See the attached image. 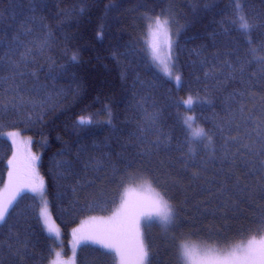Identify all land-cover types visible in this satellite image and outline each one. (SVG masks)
<instances>
[{"label": "trees", "instance_id": "obj_1", "mask_svg": "<svg viewBox=\"0 0 264 264\" xmlns=\"http://www.w3.org/2000/svg\"><path fill=\"white\" fill-rule=\"evenodd\" d=\"M235 3L0 0V200L13 194L7 134L17 132L40 152L62 235L55 261L39 201L21 187L0 224V264H62L71 233L116 226L100 222L117 216L136 180L174 213L164 230L140 224L149 264H183L185 241L226 249L264 239V0H239L248 35ZM157 17L168 21L171 78L151 55ZM167 54L165 43L162 61ZM136 238L130 231L129 245ZM74 264L117 262L85 243Z\"/></svg>", "mask_w": 264, "mask_h": 264}, {"label": "snow or ice", "instance_id": "obj_2", "mask_svg": "<svg viewBox=\"0 0 264 264\" xmlns=\"http://www.w3.org/2000/svg\"><path fill=\"white\" fill-rule=\"evenodd\" d=\"M235 8L236 15L239 20V29L244 35H248L253 28V25L243 14L239 0H236ZM154 25L155 28H153L152 24H149L151 35L156 37L163 33L165 36V43L168 47L167 62L161 60L160 49L155 40L150 45L151 55L154 62L164 64V73L171 78L173 75V65L171 63L172 41L168 35V21L167 19L161 20L157 17L154 21ZM73 59H75V57H73ZM260 63L264 64V58L260 60ZM175 80L177 84H179L181 77L176 75ZM186 104L191 106V97L188 98ZM189 119H191V117ZM80 123L83 124L85 121L81 120ZM196 135L203 136V130L198 132ZM229 139L235 140L236 137H229ZM262 163H264V161H262ZM9 186L12 189L13 194L4 200H0V224L6 223L10 206L13 200H15L16 194L19 192L21 187L25 186V184L21 177L15 175L13 172H9ZM27 186H30L33 192L42 191L43 182L40 181L37 184L34 180H32L28 182ZM41 216L44 218L45 224L48 225V232H57V230L48 223V212L46 208L41 212ZM153 216L157 217L158 222L165 228L173 222L174 213L163 197L158 196L157 199L152 200L148 205H140L136 209H129L127 203H125L122 205V211L118 213L117 216H114L112 220L100 222L101 224H115L116 226L99 229L94 234H91L86 238L92 239L93 242L99 243L104 248H107L109 251L115 253V255L119 258L120 264H149V249L143 239L140 238L139 229L141 219L151 221ZM130 231H134L137 237L133 245H129L127 241ZM57 256H59V253H57ZM180 257L184 261V264H264V239L257 241L253 238L249 241L247 247L238 249V251L234 252L231 257L223 260L202 259L196 246L182 244L180 246Z\"/></svg>", "mask_w": 264, "mask_h": 264}, {"label": "rangeland", "instance_id": "obj_3", "mask_svg": "<svg viewBox=\"0 0 264 264\" xmlns=\"http://www.w3.org/2000/svg\"><path fill=\"white\" fill-rule=\"evenodd\" d=\"M154 40L158 44L160 49V56H162L163 50L165 49L164 38L162 36H158L155 37ZM7 138L9 139L12 146V156L9 161V169L10 172H13L15 175H18L19 177L22 178L25 184V186H23L22 188L31 189L30 186H27V184L29 181L32 180H34L37 184L40 181L43 182L37 168L40 158V152H37V150L35 149L32 139L17 132L7 134ZM6 184H9V175L7 177ZM34 193L39 201V215H40L42 227L45 233L52 238L55 245L57 246L56 253L54 256L55 261H57L59 259V256L61 255L60 247H61L62 235H60L61 231L59 230L58 226L53 222L51 215L49 213L46 196L44 194V182H43L42 191H36ZM158 196L161 197L157 192L155 193L152 189H150L148 184H146L144 181L136 180L127 188H125V190L122 192L116 214L122 211V205H124L125 203L129 205L134 200L141 199L143 205H148L152 200L157 199ZM45 208L47 209L48 212V223L51 224L57 230V232H53V233L48 232L47 230L48 225L45 224L44 218L41 216V212ZM143 222L148 224L145 225L146 227L150 226V227H155L156 229H161V230L165 229V227L158 222V218L155 216H153L151 221L141 219L140 224ZM89 235L91 234L78 235L77 233H71L69 235L67 240L69 254L61 262L62 264H74L75 255L77 253L79 246L85 243H95L93 242L92 239L86 238ZM182 244H187L189 246H196L199 250L200 257L206 260L227 259L231 257V255L234 252H237L238 249L242 248V247H233V248L221 249L215 246L203 245L194 241H190V242L185 241L181 243V245ZM180 246H179V254H180ZM57 253H59V256H57ZM113 254L116 258L117 264H120L119 258L115 255V253ZM182 262L184 264L183 260Z\"/></svg>", "mask_w": 264, "mask_h": 264}]
</instances>
